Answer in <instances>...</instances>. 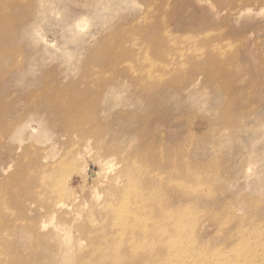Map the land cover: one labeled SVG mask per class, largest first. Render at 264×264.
Segmentation results:
<instances>
[{
    "label": "rangeland",
    "instance_id": "1",
    "mask_svg": "<svg viewBox=\"0 0 264 264\" xmlns=\"http://www.w3.org/2000/svg\"><path fill=\"white\" fill-rule=\"evenodd\" d=\"M3 36L0 253L104 264L87 224L124 178L148 212L188 201L194 263L264 264V0H0ZM137 246L105 257L134 264Z\"/></svg>",
    "mask_w": 264,
    "mask_h": 264
},
{
    "label": "bare ground",
    "instance_id": "2",
    "mask_svg": "<svg viewBox=\"0 0 264 264\" xmlns=\"http://www.w3.org/2000/svg\"><path fill=\"white\" fill-rule=\"evenodd\" d=\"M87 24L88 22H86V18L82 16L71 22L74 41L77 39L79 35H81L84 32L87 26L89 27V25ZM3 28H8L7 23L3 24ZM0 39L1 41H3L5 38L3 36L0 37ZM74 131H76V129H74ZM70 132L72 133L73 131ZM73 134L75 135L76 133L73 132ZM81 134H82L81 137L78 134L77 135L79 137V140H81V142L85 140L87 146L85 145L84 147L87 149L91 148L90 147L91 144L100 143L103 140V139L101 140L98 139V141L95 142L93 139L91 140L88 137H84L83 131L81 132ZM12 137L13 139H18V140L20 139L18 133L13 135ZM109 162L112 161L108 160V162L105 163L106 168L108 170L111 169L112 167V165H109L111 164ZM147 168L149 172V168L151 169V166L148 164L142 166L137 171H142ZM57 169H58V165L56 164L55 171ZM133 171H135V169L132 166H127V168L122 170L120 174L121 175L126 174L127 176L130 177ZM170 174H172V172H170ZM87 175L90 176L93 182L99 185V182L101 181L100 174L88 173ZM46 180L48 184H51L50 178ZM123 181H124V187H122V189L117 187L111 188V186H107L105 187V190L102 193L104 195L107 191L108 192L112 191L113 193L117 194L119 199L121 198L119 203L117 204V207L114 208V205L110 203L106 207V210L104 211V217H99L98 213H95L94 215H98V216L88 220L87 225L95 229V232L92 235H87V233L85 234L88 241L90 242L89 251L99 256L100 260L103 261L104 264H110L111 259L113 258H111L110 256L105 257V255L108 252H111L112 250H114L115 253L118 251L124 253L125 251L129 252L131 250V247L137 244L139 246H137L136 249L138 250L143 249V254L138 258V260L134 264H205L206 259L204 255H203L204 258L199 262L197 263L193 262L195 261V259L199 257V255L195 256L196 258L192 255L193 246L190 245L193 241L190 238V236L185 235V231L188 233L189 226L190 225L193 226L191 222L188 220V218L191 216L190 214L192 213V212L190 213V211L189 212L187 211L186 207L189 206L188 201L186 202L185 207L182 209H179L177 207L174 208L168 205L167 207L161 206L160 213H154L155 211L148 212L143 206V203L137 201V195H140V193L130 189L131 187L130 181L127 183V185L125 184L124 178ZM185 182H188V180ZM131 191H133L134 193H130ZM92 193L96 195V200H102V194L99 195L96 189H94ZM106 194H108L107 197L105 198L107 200L110 194L109 193ZM158 203L159 201L157 200L155 206ZM189 219L191 220V218ZM45 227L46 226H42V228ZM56 228L58 230H63L61 226H56ZM149 229L151 231H154L152 238L150 240L144 237L145 232ZM67 233L68 234L66 235V239H68L70 236L69 235L70 233L68 231ZM164 238H168L167 242L169 243L166 252L159 251V247H158V242H162ZM136 240H138V242L139 240H144V242L142 244H139L138 242L132 244L131 241L135 242ZM167 242L165 244H167ZM1 243H2V237L0 236V245ZM97 243L100 244L105 243L106 248L100 247V244L98 247L96 245ZM128 244H132V245L126 247ZM0 250L3 249L0 248ZM86 259H87L86 256L82 257L79 260L80 264L86 263ZM233 261H235V259L234 260L232 259V262ZM0 264H23V263L17 262L13 254L9 255L6 254L4 251H2L0 253Z\"/></svg>",
    "mask_w": 264,
    "mask_h": 264
}]
</instances>
